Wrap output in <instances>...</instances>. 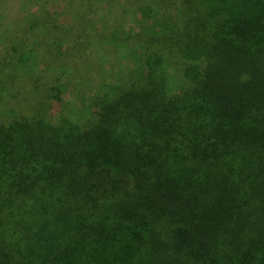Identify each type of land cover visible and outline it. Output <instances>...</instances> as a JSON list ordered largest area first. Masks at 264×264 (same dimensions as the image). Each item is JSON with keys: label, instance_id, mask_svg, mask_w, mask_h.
Listing matches in <instances>:
<instances>
[{"label": "trees", "instance_id": "trees-1", "mask_svg": "<svg viewBox=\"0 0 264 264\" xmlns=\"http://www.w3.org/2000/svg\"><path fill=\"white\" fill-rule=\"evenodd\" d=\"M4 1L0 264H264V0H134L139 45L77 88L80 120L49 115L76 84L61 49L106 27L74 15L54 30L48 0ZM24 67L45 95L20 110Z\"/></svg>", "mask_w": 264, "mask_h": 264}, {"label": "rangeland", "instance_id": "rangeland-1", "mask_svg": "<svg viewBox=\"0 0 264 264\" xmlns=\"http://www.w3.org/2000/svg\"><path fill=\"white\" fill-rule=\"evenodd\" d=\"M7 1L10 0H6V2ZM48 1H45L46 14L51 23L50 25L54 30L66 28V25L72 22V18L74 15L83 18L91 17L94 21V26H96L95 29H99L104 26L106 27V31L100 30L104 35L106 34L105 36H102L103 38L105 37V39L101 41H88V37L85 38L84 41L86 42L81 46L74 47V45L69 42L61 49L60 54L65 55L64 52H69L73 57V77L76 81L74 83H76L78 86H75V84L74 86L71 85L62 88V91L66 92H63V94L60 93L59 98H57V95L54 93L55 95H53V98L48 101L50 103L48 108L49 115L51 118L55 119L59 118L62 113H68L75 119L80 120L79 117L83 115V113L81 112V108L83 106H81L82 99L78 94V89L82 87H95V85H98L100 83V80L102 81L104 78L109 79L112 75V71L115 68V70L117 71L118 64L124 65V63L128 62V59H130L128 50L130 51L134 44L139 45V42L135 35V29L137 27V24L139 23V17H142V12H136L134 0H107L106 2H99L98 0ZM3 4H5V1L0 0V7ZM211 4L214 7H218L220 11L225 10L226 12H228L232 9L231 0H215L211 2ZM121 13L122 17L118 18ZM100 16L102 18H100ZM126 24L128 28L126 27ZM4 27L5 25L0 18V31H2ZM128 30H130V32H128ZM89 31H91V34L93 35V30ZM41 32H43L41 31V28H38V30H36L37 39L40 41L43 37V34ZM126 35L127 37H131L129 41L124 40L123 37ZM53 36H56L55 32L53 33ZM4 42L7 43L6 38H4ZM132 42L135 43L132 44ZM65 59L68 61L67 57ZM91 63L95 65V68H101L103 66L106 67L104 69H101L102 74L99 78L95 76L93 74V71L89 68L88 65ZM59 66V64L54 65V73L56 72L55 70H61ZM29 70V68H22L18 72L16 79H14L15 84L13 86V96L9 101V105L11 107L22 110L24 108H27L28 105L30 106L31 104L40 101L41 99H43L42 96L45 95L44 89L41 90L43 94L40 92H27L30 89V86H28L30 81H28L27 76L39 79L38 74L33 75L35 73L34 70L32 71V73L29 72ZM47 70L48 68L43 70L40 74L42 76V81L54 83V79L51 77ZM38 71L40 72V70ZM83 82H85V84L82 86L81 83ZM38 83L39 81L36 82V84ZM38 86L41 87V84H38Z\"/></svg>", "mask_w": 264, "mask_h": 264}]
</instances>
